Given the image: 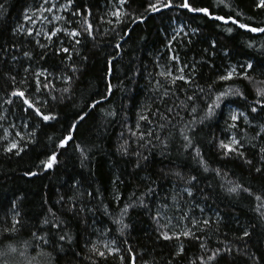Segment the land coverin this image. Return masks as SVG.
I'll return each mask as SVG.
<instances>
[{
  "label": "trees",
  "instance_id": "obj_1",
  "mask_svg": "<svg viewBox=\"0 0 264 264\" xmlns=\"http://www.w3.org/2000/svg\"><path fill=\"white\" fill-rule=\"evenodd\" d=\"M41 1L0 0V4L4 5L0 9V45L7 49L9 59L11 55L19 59V63L14 66V71L19 72L17 81L24 75L23 68L30 62L33 69L48 68L57 77L63 71L73 76V80L69 99H59L62 89L68 85L58 78L53 81L56 88L53 95L58 97V101L49 98V105L43 107L42 111L47 114L52 110L59 119L47 123H40L31 113L21 111L18 101L12 105L4 102L9 98L7 92L11 87L21 85L5 84L0 89V116L4 117L0 120V232L12 227L14 219L21 221L15 225V233H5L8 238L0 236V252L7 251L9 246L18 249L17 253L9 254L8 264H121L111 256L106 262L99 261L89 251L90 242L102 245L113 240L121 249L131 246L136 254V264H143L142 255L152 264H191L197 257L206 255L200 249L199 242L184 237L180 241H167L159 237L158 231L171 234L183 230L187 221L180 217L185 214L196 219L212 218L213 223L209 227L202 233H196L201 236V240L207 241L209 248L231 243L233 253L218 257L217 264H254L245 252L248 256L259 257L258 264H264V218L255 211L256 202L246 193L230 196L220 187L226 180H232L250 187L253 193L264 195V174L254 172L251 166L236 159L222 161L214 139L224 138L226 121L230 123L229 110L238 109L247 112L252 121L249 125L244 124L243 120L238 122L239 130L247 133L244 139L257 146L264 145V139H253L256 137V125L264 124V113L258 116L249 112V106L257 99L252 85L239 79L227 82L232 87L238 86L247 101L230 97L212 119L203 124L193 123L194 118L198 121L204 115L205 105L211 103L210 98L206 100L204 97L214 96L225 87L223 82L214 83L218 75L223 74L230 65L249 60L253 63L264 62V34L251 33L231 24L225 26L203 14L178 8L150 13L146 9L152 0H126L121 11L128 15L121 17L122 23H116V18L109 13L117 6V0H74L72 11L91 10L89 19L95 29L96 39H82L83 46H76L79 55L73 53V59L78 71L73 73L70 67L61 66V60L64 66L71 65L72 61L64 59L62 55H54L51 50L58 48L60 41H65L63 46L68 47L70 37L60 34L59 40L53 38L55 43L47 41L44 35L35 37L41 43L51 45L46 59L42 60L40 53L43 50L35 45L34 38L26 32H14L17 27H24V15ZM180 2L174 0V3ZM191 2L197 7H209L215 15L227 18L231 14L242 23L264 27V9L256 7L258 0H224L230 8L223 5L217 7L218 0ZM139 17L146 19L141 22ZM70 18L73 19L71 15ZM109 20L112 23H108ZM179 25H184L183 32L172 41L170 50L166 45L176 34ZM226 27H232L233 31L228 33ZM53 29L54 25L47 32ZM129 29L130 33L125 35ZM193 29L196 31L193 32ZM213 41L215 47L211 46ZM116 43L121 45L119 50L115 49ZM12 44L16 47H11ZM249 44L253 46L249 47ZM25 51L32 52L31 61L23 56ZM172 55H178L179 61L171 60ZM82 56H86L87 60L81 61ZM108 60H112L110 75H106ZM184 65H187L184 75L192 80L190 84L177 81L176 85H171L159 75L161 71L178 75L177 69ZM8 67L12 65L6 66L4 71H8ZM27 79H32L30 72ZM256 80H264V76L257 73ZM157 81L163 87H158ZM109 82L112 94L102 99ZM209 85H212L211 93ZM199 88H203L204 92L201 93ZM165 89L168 95H164ZM188 96L197 97V113L191 111L192 104ZM94 100H101V103L95 109L88 108L87 105ZM82 111L88 112V115L79 122L74 138L85 149L88 159L83 160L70 142L67 149L59 150L58 164L47 171L42 170L38 166L40 161L56 151L54 142L67 134L66 129L75 122L77 113ZM140 115L149 117L151 131L161 139H166L168 147L166 154L161 155V145L153 139L156 147L151 153L142 147L138 149L149 159L141 161V167H136V157L122 154L119 146L130 135L128 127L135 130ZM254 116L257 118L253 119ZM10 124L15 125L14 129L11 128L14 134L19 131L24 136L20 144L26 147L19 156L4 150L10 142L2 137L5 130L11 127ZM140 125L142 129L148 127L145 121H140ZM187 127L195 128V134H187L192 135L193 142L200 148L209 166L223 170L226 174L224 179L212 172H203L192 158L194 153L183 147L185 142L181 130L186 132ZM33 132L34 138L29 137V133ZM121 133L124 135L121 136ZM133 147L136 145L133 144ZM247 156L252 159L253 165L259 166L254 150L250 149ZM29 170L39 174L25 176L24 173ZM169 170L182 171L186 177L198 176L202 191L194 189V198L183 195L182 189L187 185L177 181L174 176L163 175ZM149 187L153 193L145 197L143 194ZM89 192L92 196L87 195ZM177 193L180 195L173 201L172 196ZM73 194H83L76 201L77 210L81 203L85 206V211L80 215L68 210L66 202ZM61 196L64 202H59ZM140 199L144 200L143 205L139 204ZM129 203L135 206L123 217L129 227L121 235L119 225L114 220L121 218V209ZM194 205L203 208V214ZM189 208L191 213L188 212ZM157 210L161 212L159 223L153 218ZM217 212L222 217L219 224L215 223ZM52 213H55V221L62 222L64 226L59 233L52 227L55 222ZM168 218L172 222L179 221V226L169 223ZM45 219L51 223H43ZM165 224L168 227L162 228ZM188 227L193 226L188 224ZM245 229L251 232V236L239 240ZM193 231H196L195 227ZM66 233L72 239L59 241L58 235ZM41 236L49 243L39 239ZM179 243H183L184 252L177 256L175 253ZM236 248L241 249L240 254L235 252ZM20 251L25 255L20 256ZM122 254L125 256L122 264H129L128 254ZM2 259L4 257H0Z\"/></svg>",
  "mask_w": 264,
  "mask_h": 264
},
{
  "label": "snow or ice",
  "instance_id": "obj_2",
  "mask_svg": "<svg viewBox=\"0 0 264 264\" xmlns=\"http://www.w3.org/2000/svg\"><path fill=\"white\" fill-rule=\"evenodd\" d=\"M74 3V0H67L66 4H61V9H71L72 5ZM126 3V0H118L119 5H124ZM49 4V0H43V4L37 8V12L41 14V18L44 20H47L48 18L46 16H43L44 12H52L53 9L57 7L55 3H52L50 7H44V5ZM223 5L224 7H229V4H226L224 0H218L217 7ZM256 7L259 9H264V0H258L256 3ZM4 5L0 4V9H3ZM183 9L186 10L189 13H198L203 14L205 17H208L215 21H220L223 23V25L227 26L229 24L234 25L238 27L239 29L246 30L251 33H261L264 34V27H253L251 24L248 23H242L239 19L235 18L233 15L229 14L227 18L225 16L221 15H215L214 10L210 9L209 7H197L194 6L191 0H181L180 3H174V0H152L147 5L146 11L150 13H159L163 10H170V9ZM70 15L73 17L72 20H68L66 17L54 15L53 19L56 21H65L66 25H73L75 24V27H54L53 30L47 33L43 32H35L34 29L28 28L25 29L23 27H17L14 29V32H26V34L30 37L34 38L35 45L42 49L43 51L40 53V57L42 60H45L47 57V53L49 52L51 45L46 43H41L39 39H35V37H39L41 35H44L47 39V41L53 42V38L55 37L57 40H59V35L63 34L66 37H70L71 40L68 41L69 46L65 47L63 46L65 41H60V46L58 48H51L52 53L54 55H62L64 59H67L69 61H72L71 65L64 66L63 60H61V66L63 67H70L71 71L75 73L78 71V69L75 67V60L73 59V53H76V55H79L76 46H83L82 45V39L85 38H91L92 41H95V29L93 27V24L89 17H91V10L90 9H77L76 11L70 12ZM110 16L116 18V23H122V16H127L128 13L122 12L120 7H115L113 11L109 13ZM24 20L29 21L30 23H34L33 17L29 16L27 14L23 17ZM103 19V18H102ZM146 19V17H139V20L143 22V20ZM51 23V21H48ZM108 23H112L111 20L108 21ZM184 25H179L178 30L176 31V34L173 35L170 40L168 47L171 50V43L172 41H175L178 36L183 32ZM228 33H231L233 31L232 27H226L225 29ZM130 29L125 32V35H128L130 33ZM193 32L196 30L193 29ZM185 36L188 35V33H184ZM123 39V36L120 37ZM191 41L189 40V43ZM212 47H215V41L212 42ZM252 44H249V47H252ZM11 47L15 48L16 45L12 44ZM121 48L120 43H116L115 49L119 50ZM117 54H119L117 52ZM214 55V53H213ZM23 56L28 57L31 61L32 58V52L25 51L23 52ZM173 61H179L178 55H172L170 57ZM87 57L82 56L81 61H86ZM16 63H19L18 57L15 55H11L9 59V53L7 49H5L2 45H0V89H3L5 84L9 86H14L16 84L21 85L20 87H11V90L7 92L8 99H6L4 102L6 104L12 105L15 104L17 101L20 104L21 111L23 112H29L35 117H37L40 121V123H47L50 121H55L59 119L58 114H56L54 111L49 110L47 114L45 111H42V108L49 105V98L51 101H58V97L56 95H53V92L56 91L55 84L53 81L55 79H60L63 82H65L68 86L64 87L61 91L59 99H69L71 94V83L73 80V76L66 75L63 71H61L60 75L57 77L54 74V71H49L48 68L40 67L38 69H33L31 62L28 64L27 67L23 68L24 75L21 77L19 81H17L16 76L19 75L18 71H14V66ZM111 64L112 60L107 61V74H111ZM8 65H12V67H8V71H4L5 67ZM187 67V65H184L182 67H179L177 69L178 75H173L171 71H161L159 73L160 76L164 77L171 85H176L177 81L184 82L185 84L192 83V80L190 77H186L184 75V70ZM31 73L32 79L29 81L27 79V74ZM259 74L260 76H264V62H256L253 63V61L249 60L247 62L239 63L238 65H230L227 69L224 70L223 74H220L217 76L215 82H223L225 87L223 90L217 92L214 94V96L209 95L204 97V99H211V103H207L205 105V111L204 115L196 121L194 118L193 123H199L203 124L205 121L212 119L217 114V110L221 108V105L225 101H229L230 97H238L242 100L247 101V97L244 96V93L240 90V88L232 87L228 85L227 82L229 81H235L237 79L246 81L249 85H252L253 91L257 97L255 102L249 106V112L250 113H256L258 116L261 113H264V80H256V74ZM158 87H163V85L160 83V81H157ZM212 85H209V90L211 93ZM199 91L201 93L204 92L203 88H199ZM67 94V95H66ZM112 94V85L109 82L106 87V94L102 97V99H107L108 96ZM164 95H168V90L165 89ZM14 98V99H13ZM188 101L191 102L192 107L191 111L193 113H197L198 109L196 107V101L197 97L195 96H188ZM101 103V100H94L91 104L87 105L90 109H95L98 104ZM39 105V106H38ZM169 112H171V109H168ZM88 115V112L82 111L81 113H77V119L75 122L71 123L69 127L66 129V135L62 137H58L57 141L55 143L56 151H52L50 154H48L47 158L44 160H41L39 163V167L42 168V170L47 171L49 169L54 168L58 164V155L60 149H67L69 143L71 142L73 145H75L76 150L79 151L81 157L83 160H87L88 156L83 147H81L79 144L75 141V134L77 131V126L79 122L83 121L86 116ZM109 115H115V113H109ZM257 117H253V119H256ZM4 119L3 116H0V120ZM243 120V123L246 125L251 124V120L249 119V114L247 112L239 111V110H229V122L226 121V127L227 131L224 133V138L214 137L216 143L215 147L217 148V154L221 158L222 161H230L233 159L241 161L242 164H247L251 166V169L258 173V174H264V145L257 146L256 144L251 143L250 141H247L244 139L246 137L247 133L246 131H240L239 130V124ZM140 121H145L148 124L147 128H141ZM163 127V125H161ZM12 128H15V125H12ZM128 132L130 133L128 139H125L124 142L119 146V150L124 155H134L136 157V167H141V161H147L149 159L148 155H143L141 151H139V148H144L147 152L151 153L152 149L156 147V145L153 144V139L159 142V145H161V155L166 154V150L168 147L167 140L161 139L160 136L156 135L153 131H151V121L149 120V117L147 115H140L138 121L135 124V130L132 127H128ZM7 133V130H5ZM239 132V135H238ZM187 133H193L195 134V128L194 127H187V131L181 130V135L183 136L184 145L183 147L186 150H191L193 154L192 158L196 161L197 165L200 169L203 170V172H212L215 176L221 177L222 179L225 178L226 174L223 173V170L221 168H211L208 164V161H206L203 157V154L201 153V150L196 144L193 142L192 135H189ZM8 133L5 135L4 139H8ZM16 137L19 138V140H12L7 147H5V151L8 153H14L15 155L19 156L21 153L25 151V146H21L20 141L24 139V136L21 132L17 131L15 132ZM124 133H121V136H123ZM35 133H29V137L34 138ZM135 138V139H133ZM256 138L264 139V124H257L256 125ZM52 139L51 137L49 138ZM34 142V141H33ZM133 144L136 145V147H133ZM247 145V146H246ZM254 150V155L257 157L259 161V166L253 165L252 159H249L247 156V152L249 150ZM38 172H34L32 170H29L24 173L25 176H36L38 175ZM165 176H174L177 181L184 183L187 185L182 189L183 195H186L187 197L194 198L195 193L194 189L201 190L200 189V181L198 176L196 175H188L187 177L184 175L182 171L179 170H169V172L163 173ZM78 183V182H77ZM73 187H76V185H73ZM220 187L224 189V191L228 195H240L241 193H246L247 195L251 196L254 201L256 202L255 211L260 215L261 218H264V195L256 194L252 192V189L250 187H245L243 184L234 182L232 180H226L224 184H221ZM202 191V190H201ZM153 189L149 187L146 192L143 194L145 197L152 194ZM79 195L83 194H73L68 197L67 204L69 205V211L72 212L74 215H80L85 211V206L81 203L79 206V210H77V203L76 201L79 200ZM88 196H92V193H87ZM180 193H177L176 195L172 196V200L176 201L177 196H179ZM118 199V197L116 198ZM207 199V197H205ZM59 202H64V197H60ZM139 204L143 205L144 200L140 199ZM194 204V199H193ZM135 204L129 203L126 204L123 209H121V218L114 220V223L119 225L118 231L121 235L125 232V230L129 227L128 224L124 223L123 217L128 214V211L130 208H133ZM196 208L199 209V211L203 214L204 209L200 208L199 205H194ZM146 207V206H145ZM163 207H167V205H164ZM13 208H15V202H13ZM88 211H92L91 209H88ZM107 211V209H105ZM49 212H51V209H49ZM189 213H191V208L188 210ZM17 216L19 213L16 214ZM53 219L55 221V213H52ZM161 216V212L157 210L156 215L153 217L155 220H157V223H159V218ZM216 220L215 223L219 224L222 220V217H220L219 213L217 212L215 214ZM181 220L187 221V224H185L183 230L178 232H173L169 234L168 231H159V237L171 241L173 239L180 241L181 237L184 238H191L195 239L199 242V247L202 249L206 255H202L197 257L196 260L191 261V264H197L199 261V264H217L218 257H223L227 255H231L233 253V247L231 246V243L225 244L223 247H217L215 249H211L207 246L206 240H201V236L197 235V232H203L205 228L209 227L213 220L211 217L205 218V219H196L194 216H191L190 214H185L180 217ZM169 223H171V218H168ZM21 221L19 219H14L12 223V227L5 229L3 232H0V236H5V233H15L17 231V228L15 225L20 224ZM45 224L51 223L48 219H45L43 221ZM188 224H191L193 227H195L196 231H193V227H188ZM52 227L56 230L57 233L63 231V225L60 221H55L52 223ZM162 228H167L168 224L162 225ZM35 235V234H33ZM251 236V232L247 229L243 230L242 235L238 237L239 240H245V238H249ZM5 238H8L5 236ZM39 239L43 240L46 244L49 243V241L41 236ZM72 237L70 235L63 234L58 235L59 241H65V240H71ZM126 244V241H125ZM101 247L103 250H101ZM89 251L94 254L96 257L99 258V261H107L108 258L114 257L118 259L121 264L125 260V256L122 254L123 252H126L128 254V262L129 264H136V254L132 251V248L130 245H127L124 249H121L119 246H116V241L113 240L110 243H102V245H98L97 243H91ZM18 249L13 246H9L7 251L0 252V257H4V259L0 260V264H8L7 257L11 253H17ZM184 252V245L183 243H179L178 249L176 251V255L179 256ZM235 252L237 254L241 253L240 248H236ZM249 260H253L254 264H258L259 257H253L248 256L247 252L244 253ZM20 256H24L25 253L23 251L19 252ZM39 255L43 256L44 253H39ZM141 259L143 260V264H152L151 261L144 259L143 255L141 256ZM99 264V262H97Z\"/></svg>",
  "mask_w": 264,
  "mask_h": 264
},
{
  "label": "rangeland",
  "instance_id": "obj_3",
  "mask_svg": "<svg viewBox=\"0 0 264 264\" xmlns=\"http://www.w3.org/2000/svg\"><path fill=\"white\" fill-rule=\"evenodd\" d=\"M52 3H55L57 5V7L55 9H53L52 12H44L43 16H46L48 19L44 20L41 18V14L39 12H37V8H39L42 4H43V0L41 2L38 3V5L32 6L27 12L26 14L29 16L33 17L34 23H30L29 21L25 20V24L23 28H31L34 29L35 32H43V33H47L48 28H50V26L54 25V27H64L65 21L61 20V21H56L53 19L54 15H58V16H62V17H66L68 20H71L70 18V12H72V7L71 9H61L60 5L61 4H66L67 0H49V4L44 5V7H50ZM116 7H120L122 9V5L118 4V0L116 1ZM48 21H51V23H49ZM57 24V26L55 25ZM233 110H238V109H233ZM240 111V110H239ZM3 120V119H2ZM11 127L7 130V133L5 132V135H7L8 133H10V135H8V141L11 142L12 140H16L17 137H15V134L12 132V124H10ZM1 127H3L1 125ZM5 135L2 137L4 139ZM5 140V139H4ZM174 221V220H173ZM171 224H176L175 226H179L180 222H172Z\"/></svg>",
  "mask_w": 264,
  "mask_h": 264
}]
</instances>
